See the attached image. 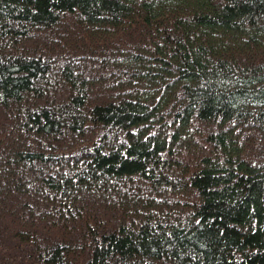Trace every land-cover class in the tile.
I'll list each match as a JSON object with an SVG mask.
<instances>
[{
	"label": "trees",
	"instance_id": "1",
	"mask_svg": "<svg viewBox=\"0 0 264 264\" xmlns=\"http://www.w3.org/2000/svg\"><path fill=\"white\" fill-rule=\"evenodd\" d=\"M0 264H264V0H0Z\"/></svg>",
	"mask_w": 264,
	"mask_h": 264
}]
</instances>
